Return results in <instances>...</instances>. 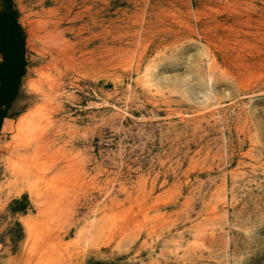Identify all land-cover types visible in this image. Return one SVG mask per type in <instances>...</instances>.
<instances>
[{
	"label": "rangeland",
	"instance_id": "rangeland-1",
	"mask_svg": "<svg viewBox=\"0 0 264 264\" xmlns=\"http://www.w3.org/2000/svg\"><path fill=\"white\" fill-rule=\"evenodd\" d=\"M12 5L0 264H264V0Z\"/></svg>",
	"mask_w": 264,
	"mask_h": 264
},
{
	"label": "trees",
	"instance_id": "trees-1",
	"mask_svg": "<svg viewBox=\"0 0 264 264\" xmlns=\"http://www.w3.org/2000/svg\"><path fill=\"white\" fill-rule=\"evenodd\" d=\"M12 1L0 0V134L4 124L20 114L17 105L23 97L25 75V39Z\"/></svg>",
	"mask_w": 264,
	"mask_h": 264
},
{
	"label": "bare ground",
	"instance_id": "bare-ground-1",
	"mask_svg": "<svg viewBox=\"0 0 264 264\" xmlns=\"http://www.w3.org/2000/svg\"><path fill=\"white\" fill-rule=\"evenodd\" d=\"M40 114V113H39ZM34 121V120H33ZM18 125H23V123H19ZM20 127V126H19ZM18 127V128H19ZM93 216V215H92ZM95 224V217L93 216L92 218H90L89 221H87L86 225H84L78 232V238L81 237V234L83 232L86 233L85 237H83V244L84 246H87L90 242V230L93 228Z\"/></svg>",
	"mask_w": 264,
	"mask_h": 264
}]
</instances>
